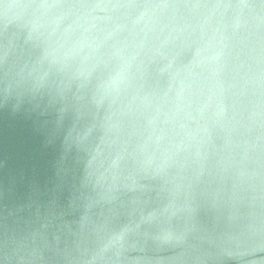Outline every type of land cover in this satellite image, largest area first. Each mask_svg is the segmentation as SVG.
Segmentation results:
<instances>
[{"label":"water","instance_id":"water-1","mask_svg":"<svg viewBox=\"0 0 264 264\" xmlns=\"http://www.w3.org/2000/svg\"><path fill=\"white\" fill-rule=\"evenodd\" d=\"M0 264H264V0H0Z\"/></svg>","mask_w":264,"mask_h":264}]
</instances>
